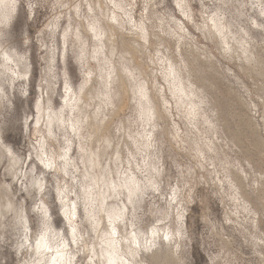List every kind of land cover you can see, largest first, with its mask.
Here are the masks:
<instances>
[{"label": "clouds", "instance_id": "obj_1", "mask_svg": "<svg viewBox=\"0 0 264 264\" xmlns=\"http://www.w3.org/2000/svg\"><path fill=\"white\" fill-rule=\"evenodd\" d=\"M109 239L119 264H264V0H0V249Z\"/></svg>", "mask_w": 264, "mask_h": 264}, {"label": "bare ground", "instance_id": "obj_2", "mask_svg": "<svg viewBox=\"0 0 264 264\" xmlns=\"http://www.w3.org/2000/svg\"><path fill=\"white\" fill-rule=\"evenodd\" d=\"M21 243H23V241H21ZM41 248L43 249L44 253L47 254L48 246L47 247H41ZM11 249H13V248H11ZM58 249H59V252L57 251ZM2 250L0 249V254H1ZM113 251L114 250L109 246L108 242L104 241L102 248L95 247V253H96L95 258L93 256L92 248H89V249L82 250L80 255L75 257V260H77V261L84 260L86 262V264H96V259L99 257H103L104 258V264H108L109 258H110ZM14 253H15V251H14ZM112 258L117 259V264H119V257L118 256L112 257ZM51 259L54 261H57L58 264H68V255H67L66 251L64 249L58 247V246L55 247L53 252L51 253Z\"/></svg>", "mask_w": 264, "mask_h": 264}, {"label": "rangeland", "instance_id": "obj_3", "mask_svg": "<svg viewBox=\"0 0 264 264\" xmlns=\"http://www.w3.org/2000/svg\"><path fill=\"white\" fill-rule=\"evenodd\" d=\"M13 15H15V12L13 11L12 13ZM42 19V17H41ZM34 29L31 30L32 33H34ZM32 58H33V76H32V80L30 81V85H31V89L32 91L30 92V95L32 94V92L35 91V86L39 81V76H40V61H39V54H38V49L34 48L33 52H32ZM69 75L70 77H72L74 80L78 78V73L76 72V68L75 65L71 64V61H69ZM73 247H75V245H72ZM12 247L10 246H5L3 247L1 250V254H0V259L4 260V264H15V253L13 251V249H11Z\"/></svg>", "mask_w": 264, "mask_h": 264}, {"label": "snow or ice", "instance_id": "obj_4", "mask_svg": "<svg viewBox=\"0 0 264 264\" xmlns=\"http://www.w3.org/2000/svg\"><path fill=\"white\" fill-rule=\"evenodd\" d=\"M117 219H119V217H117ZM112 235L114 236L115 235V230H113V233ZM109 246L114 250L109 258V262L108 264H117V259L115 258H112V257H116L118 256V250L116 248V245H115V242L111 239L107 240ZM47 242L45 240L44 237H41V241L40 243L38 244V247H47ZM59 252V249L57 250ZM119 257V256H118Z\"/></svg>", "mask_w": 264, "mask_h": 264}]
</instances>
